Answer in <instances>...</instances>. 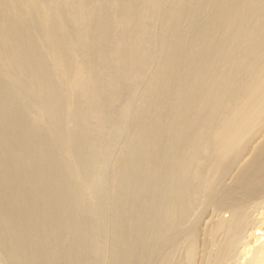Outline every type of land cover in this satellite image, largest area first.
<instances>
[{"label": "bare ground", "instance_id": "obj_1", "mask_svg": "<svg viewBox=\"0 0 264 264\" xmlns=\"http://www.w3.org/2000/svg\"><path fill=\"white\" fill-rule=\"evenodd\" d=\"M263 3L0 0V264H150L161 256L164 233L185 216L186 186L198 178L199 126L236 99L237 115L258 104L218 130L228 151L264 109V64L249 68L264 51ZM184 24L188 35H178ZM248 45V55L231 60ZM247 71L251 79L239 85ZM131 115L133 132L110 169L108 153ZM263 176L242 178L252 190Z\"/></svg>", "mask_w": 264, "mask_h": 264}, {"label": "rangeland", "instance_id": "obj_2", "mask_svg": "<svg viewBox=\"0 0 264 264\" xmlns=\"http://www.w3.org/2000/svg\"><path fill=\"white\" fill-rule=\"evenodd\" d=\"M199 20V24H201L200 26L205 24V19L203 20L201 17ZM188 26V24H184V27L182 28L183 32L181 31L178 33V35H188V32L190 31V26ZM244 31L245 30H242V32L240 31L241 33L239 32L238 38H242L244 36ZM242 33L243 35L240 37V34ZM200 38H198V40ZM198 40L194 41V45L198 43ZM202 40L201 43L203 42ZM197 45L199 46L200 43L196 44L195 46L197 47ZM252 46L253 45H248L234 51L231 60L237 61L238 59L240 60L243 58V56L248 55ZM197 48H195L193 53L197 51ZM263 52L255 61V66L251 64L249 65V68H255L264 64ZM224 65L225 63L223 61L219 62L217 65V70L220 71V68L223 69L222 67H224ZM148 69L149 70L146 71V77L153 75V70L156 72L157 63L156 65L155 63L150 65ZM230 72L233 73V70H230ZM243 76L244 77H242L239 85L251 79V74L248 73V71L245 72ZM145 80H143V82L140 81L138 86H136L138 95L140 93L142 94L147 85ZM262 88V93H264V84ZM238 100L239 99H236L235 101L234 99L235 103L232 105V107L230 105H224L225 107H221L218 110L219 113L217 112L215 116L216 118L212 120V123L210 121V124H203V127L199 126V128H201V132H205L206 137H202V139L195 144L196 146L194 145V156L191 160V163L192 169H199L198 178L193 179L191 183H188L189 186H186V191L184 193L185 196L181 200L183 202L180 201L179 203V209L184 211L186 210V212H184L185 216L182 215L179 219V222L177 221V223H175V225L169 229L168 232L166 231L164 233V239L167 240V243L163 246V250L161 252V256L164 257V259L162 260L160 253L159 255L157 254V256L155 254V258H158L154 259V261H150V264H264V236L259 238V240L254 237L255 233L264 234V179L262 180L263 182H258L257 185L255 184L252 190H250L248 189L249 183L242 178L246 172L255 173L257 171L263 170L264 174V158L258 157L260 150L264 147V109L263 111L260 110V112H255L254 114H256V116L251 114L253 115V120H255H252V122L248 124L249 127L247 124L242 126L240 131L241 137L239 136L240 139L238 140L240 144L237 141V144L234 143V146H230L232 151L235 149L236 152L234 150L231 154V148H228L227 150L229 153L225 154L228 151L223 150V148L220 146L224 145L223 138H221L222 136H218V130H220V128L226 126L227 128L231 127L232 129L233 125L236 127L235 124L236 122L239 123L238 119H240V116L243 113L249 114L250 112H253V106L254 108H258V104L252 102V106L251 104L247 105L243 111L239 110L242 114H240L238 111L239 115H237V112L234 113V111L236 110L235 104L240 101ZM261 102L264 104V95ZM260 113L262 114L259 115ZM230 114L232 115L231 118L229 117ZM131 117L133 116L131 115ZM131 117V121L129 122L127 120L128 122H125L126 126L125 124L124 127L122 126V130L125 132H121L124 134H122V137L120 136L117 139V142L114 141V143L116 142L117 144H114L115 146L112 147L108 153L107 159L109 162L107 161V166L110 169L116 166L117 160L127 143L126 138L128 139V136H130L133 132L134 128L132 129V127H134L135 121H132L134 120V117ZM232 119L234 122L231 123L230 120L232 121ZM205 126L206 129L204 128ZM197 128L198 127H195L194 130ZM212 129H215L214 132ZM243 129L244 132L242 131ZM197 132H199V129ZM197 132H193V135ZM242 132L245 136H243ZM190 136L192 135L190 134ZM220 148L221 150H218ZM201 151L205 152L202 153ZM198 162L200 165H198ZM219 167L220 170H218ZM187 187H190L189 190ZM187 193L189 194L187 195ZM192 194L194 195L192 196ZM229 197H231V199H229ZM186 201L187 203H185ZM161 204L162 203L159 205ZM184 204L187 205L184 206ZM163 216L164 212L157 216V220L160 221ZM168 239L171 240H169V243ZM1 260L3 262L2 264H5L3 258H1Z\"/></svg>", "mask_w": 264, "mask_h": 264}]
</instances>
